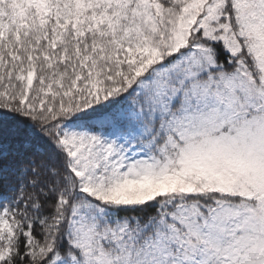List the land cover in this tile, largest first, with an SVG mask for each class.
<instances>
[{
	"label": "snow or ice",
	"instance_id": "6c2138e0",
	"mask_svg": "<svg viewBox=\"0 0 264 264\" xmlns=\"http://www.w3.org/2000/svg\"><path fill=\"white\" fill-rule=\"evenodd\" d=\"M0 264H264V0H0Z\"/></svg>",
	"mask_w": 264,
	"mask_h": 264
}]
</instances>
